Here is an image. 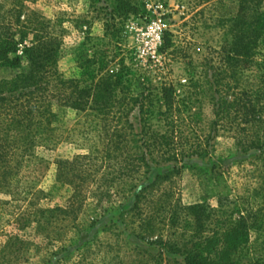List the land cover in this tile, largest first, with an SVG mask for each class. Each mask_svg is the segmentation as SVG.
I'll return each mask as SVG.
<instances>
[{
  "label": "trees",
  "instance_id": "trees-1",
  "mask_svg": "<svg viewBox=\"0 0 264 264\" xmlns=\"http://www.w3.org/2000/svg\"><path fill=\"white\" fill-rule=\"evenodd\" d=\"M136 12L132 0H113L109 19L103 23V38L109 44L116 41L118 25ZM220 22L227 25L230 39L220 47L222 67L209 84L213 119L207 133L199 127L200 112H192L197 102L194 96L201 91L197 81H190L185 94L174 83L134 93L135 82L144 74L141 67L133 69L124 56L115 62L118 53L111 55L109 47L95 48L78 61L75 77H65L57 68L62 53L58 38L43 30L30 35L19 31L18 39L14 33L0 31V69L12 73L0 77V194L10 197L0 199V208L5 204L17 207L23 197L25 210H30L32 202L26 198L44 195L36 187L39 177L35 174L41 175L45 164L39 154L61 141L60 112L69 110L78 118L85 116L78 130L87 141V150L71 159H55L54 164L56 181L70 186L73 195L64 208L19 213L22 226L35 222L39 230H53L55 238H61L81 203L77 199L81 188L89 182L95 185L93 194L100 208L103 198L110 208L112 196L128 199L131 194L128 210H136L139 228L145 230L135 236L159 252L151 254V264H161L163 252L178 255L183 264H264V221L258 220L259 208L253 211L234 205L228 213L222 199L217 200V207L204 200L189 205L169 203L162 221L180 239H164L153 223L156 217H142L140 208L163 181L179 173L184 160L211 157V142L222 127L234 132L241 151L264 147V0H237L235 13L222 16ZM171 44L169 32L164 31L157 51ZM162 165L172 166L144 184L151 170ZM202 184L207 188V183ZM254 196H264V190L256 189ZM24 244L17 234L6 236L0 264H9L5 254ZM57 252L50 249L48 255Z\"/></svg>",
  "mask_w": 264,
  "mask_h": 264
},
{
  "label": "rangeland",
  "instance_id": "rangeland-1",
  "mask_svg": "<svg viewBox=\"0 0 264 264\" xmlns=\"http://www.w3.org/2000/svg\"><path fill=\"white\" fill-rule=\"evenodd\" d=\"M132 1L138 12L129 14L118 25L120 33L112 44L103 38V23L109 19L113 0H0V31L14 33L15 39L19 38V31H27L30 35L31 31L39 30L58 38L62 53L57 68L65 77H75L78 61L95 48L109 47L111 55L118 53L115 62L124 56L125 63L133 69L141 67L144 74L135 82L134 93L144 87L154 90L162 83H174L178 91L185 94L190 81H197L198 91L201 89L202 92L194 96L197 102L192 112H200L199 127L207 133L213 119L210 104L213 88L209 90V84L222 67L220 47L225 39H230L227 25H222L220 19L235 13L237 0ZM119 21L117 19L116 23L120 24ZM164 31L169 32L172 44L157 51L158 37ZM86 37L91 41L87 42ZM262 50L264 54V47ZM11 74L0 69V77ZM240 87L245 88V83L241 82ZM64 111L60 112L61 141L39 154L45 164L41 175L35 174L39 177L36 187L43 190L44 195L26 198L31 199V211L53 206L64 208L73 195L70 186L56 181L54 161L71 159L86 152L87 141L78 130L82 125L79 120L85 116L78 118L73 111ZM233 133L226 127L220 128L211 142V157L184 160L179 164L183 165L179 173L163 181L148 201L141 204L142 217L154 215L155 228H160L164 239H180V236L171 235L173 230L162 221L169 203L189 205L204 200L217 207V200L222 199L228 213L234 205L253 211L259 208L261 216L258 220L264 221V196H254L256 189L264 190V147L241 151L235 145ZM171 166L153 168L144 184L153 181L158 171L163 172ZM202 181L207 183V188ZM93 192L96 193L95 185L84 183L77 197L81 203L69 217L70 228L61 238H55L53 230H39L35 222L22 226L21 218H17L19 213L31 212L25 210L23 197L17 207L7 204L1 207L0 251L8 235L17 234L25 243L5 254L9 264H151V254L159 252L157 247L135 236L137 231L145 230L139 228L141 223L136 210H128L133 201L131 194L128 199L112 196L113 207L110 208L107 199L103 198L100 208ZM9 198V195L0 194L2 200ZM250 236L254 239L253 230ZM50 249L58 250V254L49 256ZM161 264L183 263L178 255L163 252Z\"/></svg>",
  "mask_w": 264,
  "mask_h": 264
},
{
  "label": "built area",
  "instance_id": "built-area-1",
  "mask_svg": "<svg viewBox=\"0 0 264 264\" xmlns=\"http://www.w3.org/2000/svg\"><path fill=\"white\" fill-rule=\"evenodd\" d=\"M161 37V36H160ZM160 37H158V40H159V44H160Z\"/></svg>",
  "mask_w": 264,
  "mask_h": 264
}]
</instances>
